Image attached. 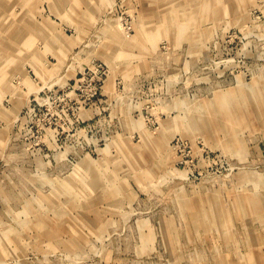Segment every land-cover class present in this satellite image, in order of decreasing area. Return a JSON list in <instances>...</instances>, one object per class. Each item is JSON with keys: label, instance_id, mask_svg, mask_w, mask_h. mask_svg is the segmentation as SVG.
I'll use <instances>...</instances> for the list:
<instances>
[{"label": "rangeland", "instance_id": "rangeland-1", "mask_svg": "<svg viewBox=\"0 0 264 264\" xmlns=\"http://www.w3.org/2000/svg\"><path fill=\"white\" fill-rule=\"evenodd\" d=\"M0 35V264H264V0H0Z\"/></svg>", "mask_w": 264, "mask_h": 264}, {"label": "bare ground", "instance_id": "bare-ground-1", "mask_svg": "<svg viewBox=\"0 0 264 264\" xmlns=\"http://www.w3.org/2000/svg\"><path fill=\"white\" fill-rule=\"evenodd\" d=\"M6 26V25H5ZM1 36V35H0Z\"/></svg>", "mask_w": 264, "mask_h": 264}]
</instances>
